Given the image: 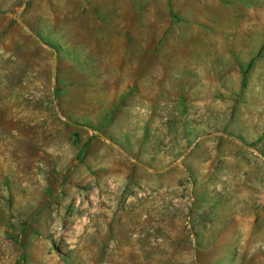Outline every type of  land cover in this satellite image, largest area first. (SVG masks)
Returning a JSON list of instances; mask_svg holds the SVG:
<instances>
[{
	"label": "rangeland",
	"instance_id": "1",
	"mask_svg": "<svg viewBox=\"0 0 264 264\" xmlns=\"http://www.w3.org/2000/svg\"><path fill=\"white\" fill-rule=\"evenodd\" d=\"M87 1L0 0V264H264V0Z\"/></svg>",
	"mask_w": 264,
	"mask_h": 264
},
{
	"label": "crops",
	"instance_id": "2",
	"mask_svg": "<svg viewBox=\"0 0 264 264\" xmlns=\"http://www.w3.org/2000/svg\"><path fill=\"white\" fill-rule=\"evenodd\" d=\"M173 0V3H177ZM152 9H162L163 0H159L154 5H149ZM148 9L145 1L141 0H89L84 2L83 10H91V21L94 26L93 35L97 36L101 44L100 50L111 49L112 36L119 35L124 40L127 38L134 39V50L136 54H130L129 57L146 55V43L149 34L148 30V14L141 12L140 9ZM145 8V9H144ZM129 11V19L124 17L122 10ZM134 10V12H133ZM162 14V13H161ZM106 44V45H105ZM109 44V45H108ZM133 43L131 42V45ZM133 50V46L129 47ZM132 48V49H131ZM161 51V50H160ZM162 52V51H161Z\"/></svg>",
	"mask_w": 264,
	"mask_h": 264
},
{
	"label": "water",
	"instance_id": "3",
	"mask_svg": "<svg viewBox=\"0 0 264 264\" xmlns=\"http://www.w3.org/2000/svg\"><path fill=\"white\" fill-rule=\"evenodd\" d=\"M16 21L19 22V23H21L19 17H16ZM24 28H25V27H24ZM25 29H26V30L28 31V33H29L34 39H36L41 45H44V43H43L39 38H37L34 34H32L27 28H25ZM54 61H55V57H54ZM99 137H100L101 139H103L104 141H107V142L110 143V140H109L107 137H105L104 135L99 134ZM177 165H179V162L175 163V164L172 165V166H177ZM150 170H151V169H150ZM151 171H152V170H151ZM154 172H155V171H154Z\"/></svg>",
	"mask_w": 264,
	"mask_h": 264
},
{
	"label": "trees",
	"instance_id": "4",
	"mask_svg": "<svg viewBox=\"0 0 264 264\" xmlns=\"http://www.w3.org/2000/svg\"><path fill=\"white\" fill-rule=\"evenodd\" d=\"M249 66V65H248ZM243 75H245V72H243Z\"/></svg>",
	"mask_w": 264,
	"mask_h": 264
}]
</instances>
